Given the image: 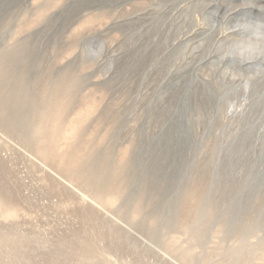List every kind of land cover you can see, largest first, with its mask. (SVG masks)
I'll return each mask as SVG.
<instances>
[{"label": "rangeland", "instance_id": "374dc122", "mask_svg": "<svg viewBox=\"0 0 264 264\" xmlns=\"http://www.w3.org/2000/svg\"><path fill=\"white\" fill-rule=\"evenodd\" d=\"M259 22L264 0H0V264H264Z\"/></svg>", "mask_w": 264, "mask_h": 264}, {"label": "bare ground", "instance_id": "6f19581e", "mask_svg": "<svg viewBox=\"0 0 264 264\" xmlns=\"http://www.w3.org/2000/svg\"><path fill=\"white\" fill-rule=\"evenodd\" d=\"M57 97V96H56ZM53 101V100H52ZM58 101V100H57ZM49 103V102H48ZM47 105V104H46ZM53 105V104H52ZM48 106H49V104H48ZM47 109V108H46ZM57 110V109H56ZM48 111H50V109L48 110ZM59 111V110H58ZM46 112V111H45ZM53 112V111H52ZM48 113V112H47ZM48 115V114H47ZM46 115V116H47ZM43 118V117H42ZM53 118V117H52ZM42 120V119H41ZM45 121V120H44ZM46 125V124H45ZM40 126V125H39ZM44 128V127H43ZM42 129V128H41ZM43 130V129H42ZM41 134V133H40ZM43 134V133H42ZM45 135V134H44ZM38 137V136H37ZM43 138V137H42ZM37 140V139H36ZM41 141H42V139H41ZM40 144V143H39ZM50 150V149H49ZM70 151V150H69ZM53 152V151H52ZM71 158H73V157H71ZM76 158V157H75ZM74 158V159H75ZM78 158V157H77ZM70 159V158H69ZM79 159V158H78ZM73 161H81V160H73ZM89 161V160H88ZM71 163V162H70ZM87 164V163H86ZM71 169V171L72 172H74V173H76V174H78V175H81L82 173H83V170H85V169H83V162H75L73 165H72V167L70 168ZM97 170V169H96ZM86 171H87V173H88V175H87V177H92V175H93V169L92 170H90V169H87L86 168ZM66 172V171H65ZM69 174H71V173H69ZM70 176V175H69ZM70 179V178H69ZM102 180V179H101ZM103 180H104V178H103ZM92 183L94 182V181H98V176H96L95 178H93V180H90ZM89 180H87L86 181V183H88V182H90ZM104 183V182H103ZM95 184V183H94ZM100 185V184H99ZM84 187H85V185H84ZM108 187V186H107ZM119 191V190H118Z\"/></svg>", "mask_w": 264, "mask_h": 264}, {"label": "clouds", "instance_id": "9594fccd", "mask_svg": "<svg viewBox=\"0 0 264 264\" xmlns=\"http://www.w3.org/2000/svg\"><path fill=\"white\" fill-rule=\"evenodd\" d=\"M257 28L259 29L261 36H264V22H259Z\"/></svg>", "mask_w": 264, "mask_h": 264}]
</instances>
